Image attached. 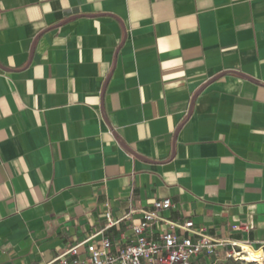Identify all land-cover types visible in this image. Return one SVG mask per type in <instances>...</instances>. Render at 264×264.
<instances>
[{
    "label": "crops",
    "instance_id": "obj_1",
    "mask_svg": "<svg viewBox=\"0 0 264 264\" xmlns=\"http://www.w3.org/2000/svg\"><path fill=\"white\" fill-rule=\"evenodd\" d=\"M164 197L264 251V0H0V264Z\"/></svg>",
    "mask_w": 264,
    "mask_h": 264
},
{
    "label": "built area",
    "instance_id": "obj_2",
    "mask_svg": "<svg viewBox=\"0 0 264 264\" xmlns=\"http://www.w3.org/2000/svg\"><path fill=\"white\" fill-rule=\"evenodd\" d=\"M172 206L164 197L151 209H141L140 218L110 238L96 239L92 233L66 247L57 257L59 264H194L205 255L240 256L242 243L208 234L189 218L174 220L164 211ZM136 209H129L126 217ZM115 224L109 212L100 232Z\"/></svg>",
    "mask_w": 264,
    "mask_h": 264
},
{
    "label": "rangeland",
    "instance_id": "obj_3",
    "mask_svg": "<svg viewBox=\"0 0 264 264\" xmlns=\"http://www.w3.org/2000/svg\"><path fill=\"white\" fill-rule=\"evenodd\" d=\"M194 264H264V258L262 261L255 262L250 259H242L239 256L205 255L195 260Z\"/></svg>",
    "mask_w": 264,
    "mask_h": 264
},
{
    "label": "bare ground",
    "instance_id": "obj_4",
    "mask_svg": "<svg viewBox=\"0 0 264 264\" xmlns=\"http://www.w3.org/2000/svg\"><path fill=\"white\" fill-rule=\"evenodd\" d=\"M241 253L239 254L242 259H250L251 261H262L264 258V252L262 249H253L248 245H242ZM247 255V256H245Z\"/></svg>",
    "mask_w": 264,
    "mask_h": 264
}]
</instances>
